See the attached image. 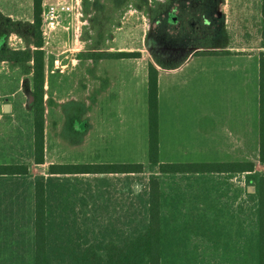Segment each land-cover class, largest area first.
I'll return each instance as SVG.
<instances>
[{
  "label": "rangeland",
  "instance_id": "1",
  "mask_svg": "<svg viewBox=\"0 0 264 264\" xmlns=\"http://www.w3.org/2000/svg\"><path fill=\"white\" fill-rule=\"evenodd\" d=\"M164 1L167 10L150 19L156 3ZM56 3L58 8L61 3L68 4L71 10H59L51 29L41 20L44 163L35 164L31 147V62L2 58L12 49L32 46V0H0V162L26 163L30 179L46 174L51 162H141L145 172L130 185L121 181L119 174H109L106 182H98L120 201L133 196L131 189L133 193L139 191L141 183L156 170L149 167L147 159L145 74L149 61L159 68L162 66L156 61L163 67L171 66L203 56L199 55L200 49L217 51L213 53L227 50L236 57L244 54L251 59L252 98L253 103L256 101L259 52L264 51V0H206L205 6L195 0H42V13ZM207 18L211 19L208 24ZM208 43L209 48L197 47ZM120 51H139L140 57L121 61L107 54ZM226 59L231 60H220ZM196 64L195 58L187 63L189 74ZM121 79L122 103L111 97ZM107 94L109 97L104 98ZM162 123L161 116V136ZM255 143L253 138L254 170L264 174ZM158 175L165 180L161 187L167 199L179 197L176 213L182 215L168 218L169 227L176 228L179 243L175 246L177 255L163 264H255L251 211L256 201L246 200L244 183L235 188L223 182L199 184L196 180L229 179L234 177L231 173L180 175L187 178L177 182H171V176L163 173ZM235 176L244 179L243 174ZM233 194L236 202L232 207ZM227 197L228 209L221 202ZM201 200L208 205L203 207L206 213L196 210ZM165 206L161 211L168 215L171 209ZM114 210L120 212L119 208ZM203 221L205 227L218 233L196 234L197 225L204 226ZM8 258L6 251L0 253V264H10ZM22 264L33 262L28 259Z\"/></svg>",
  "mask_w": 264,
  "mask_h": 264
},
{
  "label": "trees",
  "instance_id": "2",
  "mask_svg": "<svg viewBox=\"0 0 264 264\" xmlns=\"http://www.w3.org/2000/svg\"><path fill=\"white\" fill-rule=\"evenodd\" d=\"M195 1L206 4V0ZM156 4L157 8L150 13L152 20L168 7L166 1ZM41 15L42 0H32V46L23 50L12 49L2 57L3 60L31 62V147L35 164L44 163L45 75ZM206 21L208 24L211 19ZM197 47L209 48L211 45ZM198 52L212 54L217 51L200 49ZM107 54L115 58L140 57L139 51ZM156 63L163 67L158 61ZM259 102L258 160L264 163L263 50L259 52ZM147 117L148 165L156 170L141 183L139 191L133 193L131 189L133 196L125 201L112 197L109 188L106 185L101 187L98 182H106L109 174H119V179L130 185L134 178L145 172L141 162L50 163L46 174L33 179L29 178L25 163L0 164L4 192L27 198L26 213L23 203L20 217L11 212L10 217L0 219V253L6 251L8 263L22 264L31 259L33 264H163L166 259L172 260L177 255L175 246L179 243V236L169 229L168 218L160 213L158 173L249 170L252 173L248 178L255 191L248 195L256 201L252 211L255 230L252 231L254 246L251 253L255 264H264V174L255 172L254 162H160L158 70L151 61L147 63ZM114 208H119L120 212Z\"/></svg>",
  "mask_w": 264,
  "mask_h": 264
},
{
  "label": "crops",
  "instance_id": "3",
  "mask_svg": "<svg viewBox=\"0 0 264 264\" xmlns=\"http://www.w3.org/2000/svg\"><path fill=\"white\" fill-rule=\"evenodd\" d=\"M199 55L203 56L193 57L196 59L197 64L190 74L186 66L193 58L179 63L176 66L162 68L156 66L158 70V136L160 162L178 164L254 162L252 159L253 138L256 141L255 151L258 158L260 134L259 69L257 98L255 103H253L250 57L246 58L244 54L236 57L231 51L212 54L199 53ZM221 58H230L231 60H220ZM122 59L124 58L116 60L122 61ZM238 59H242V61H236ZM106 72H108V69ZM145 82L147 90V70ZM115 89L114 95L112 93L111 97H115L116 100L122 103L124 97L123 79L120 80L119 86L115 84ZM193 96L196 98L193 99ZM108 97L107 94L104 98ZM161 116L163 118L162 136ZM162 153L163 157L161 158ZM187 155H193V158H187ZM12 163L23 162H0V164ZM206 173L233 174L234 177L229 178L230 180H196L200 182L199 184H202L201 182H212L213 184L215 182H223L224 185H234L235 188L244 183L245 187L243 190L247 196L246 200L252 202V198L248 195L251 193L247 192V186L252 185L251 180L248 178L252 173L249 170L239 172L216 170L163 174L171 176L169 177L171 178V182H177V179L187 178L184 176L180 177V175L187 176L189 174ZM237 174H243L244 179H238L235 176ZM0 182H2L0 183V219L10 217L11 212H15L20 217L23 203L26 213L27 198H22L21 195L17 197L16 195L5 193V181ZM162 182L164 183L165 180L159 177V194L162 203L160 213L171 219L182 217L181 213H176V205L179 197L176 199L175 197H170L168 200L167 194L161 187ZM233 197L231 201L233 203L231 205L232 207L236 202L235 197ZM201 201V204L196 203V210L203 213L207 211L203 207H208V205H205L203 200ZM221 202L226 203L223 204V207L227 206L230 203L229 197L224 198ZM166 204L171 209V214L166 215L162 213L161 209ZM228 208L229 206H227ZM201 216L206 217L204 214ZM201 224H206V221H203ZM200 226V224L197 225L196 234L218 233V230H211L209 226ZM169 229L178 235L175 227H169Z\"/></svg>",
  "mask_w": 264,
  "mask_h": 264
},
{
  "label": "built area",
  "instance_id": "4",
  "mask_svg": "<svg viewBox=\"0 0 264 264\" xmlns=\"http://www.w3.org/2000/svg\"><path fill=\"white\" fill-rule=\"evenodd\" d=\"M58 3L56 4H50L47 7L44 8V11L41 16H43V21L45 22V26L48 28H53L56 24L57 18L59 16V10L63 12H68L71 10L70 5L61 3L59 4L60 7L58 8L57 6ZM41 29V34L44 33L43 27H40ZM43 37V36H42Z\"/></svg>",
  "mask_w": 264,
  "mask_h": 264
},
{
  "label": "water",
  "instance_id": "5",
  "mask_svg": "<svg viewBox=\"0 0 264 264\" xmlns=\"http://www.w3.org/2000/svg\"><path fill=\"white\" fill-rule=\"evenodd\" d=\"M255 191V186L254 185H248L247 186V192L253 193Z\"/></svg>",
  "mask_w": 264,
  "mask_h": 264
}]
</instances>
